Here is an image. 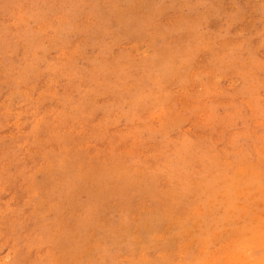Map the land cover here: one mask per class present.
<instances>
[{"label": "rangeland", "instance_id": "rangeland-1", "mask_svg": "<svg viewBox=\"0 0 264 264\" xmlns=\"http://www.w3.org/2000/svg\"><path fill=\"white\" fill-rule=\"evenodd\" d=\"M203 262L264 264V0H0V264Z\"/></svg>", "mask_w": 264, "mask_h": 264}, {"label": "bare ground", "instance_id": "bare-ground-1", "mask_svg": "<svg viewBox=\"0 0 264 264\" xmlns=\"http://www.w3.org/2000/svg\"><path fill=\"white\" fill-rule=\"evenodd\" d=\"M232 178H233V177H232ZM235 179H236V178H235ZM231 181H232V180H231ZM234 181L236 182L237 180H234ZM233 183H234V182H233ZM234 184L236 185V183H234ZM220 194H221V193H220ZM217 201H218V200H217ZM217 201H216V203H218ZM214 205H215V204H214ZM221 205H223V204H221ZM209 208H210V207H209ZM221 210H222V209H221ZM209 212H210V211H209ZM207 213H208V212H207ZM200 216H201V215H200ZM208 216H209V214H208ZM210 219H211V221H212V219L215 220L214 218H210ZM222 219H223V217H222ZM198 220H200V219H198ZM224 220H225V219H224ZM214 222H215V221H214ZM200 223H201V221H200ZM212 223H213V222H212ZM213 225H214V224H213ZM202 226H203V225H202ZM208 230H210V228H209ZM208 230H206V231H208ZM206 231L203 232L202 234H205ZM202 236H203V235H202ZM234 239H235V238H234ZM222 254H223V253H222ZM225 254H226V253H225ZM225 254H224L223 256H226ZM227 255H229V254H227ZM213 256H214V255H213ZM217 256H218V255H217ZM219 256L221 257V254H220ZM219 256H218V257H219ZM220 257H219V258H220ZM227 257H228V256H227ZM215 258H216L215 260H218L217 257H215ZM222 258H223V257H222ZM229 258H231L230 255H229ZM233 259H234V258H233ZM233 259H232V260H233ZM236 259H237V258H236ZM221 261H222V260H221ZM234 261H236V260H234ZM206 262H207V261H206ZM206 262H205V263H206ZM226 262H227V261H226ZM222 263H224V260L222 261ZM203 264H204V262H203ZM231 264H232V263H231Z\"/></svg>", "mask_w": 264, "mask_h": 264}]
</instances>
